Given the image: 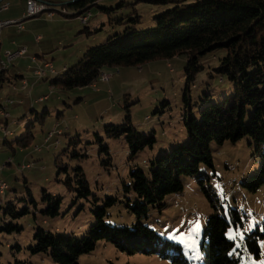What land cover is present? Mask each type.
<instances>
[{
  "label": "rangeland",
  "instance_id": "rangeland-1",
  "mask_svg": "<svg viewBox=\"0 0 264 264\" xmlns=\"http://www.w3.org/2000/svg\"><path fill=\"white\" fill-rule=\"evenodd\" d=\"M10 4V11L1 14L0 20L21 13L19 0H11ZM54 4V18L43 14L22 24L27 27L26 37L30 39L27 45L31 50L35 38L42 37L39 46L46 54L45 58L55 66L56 73L35 82L36 65L30 60L19 62L16 70L29 78V81L22 80L17 87L18 91L24 81L28 83L29 89L21 93L22 100L27 102L26 114L7 120L1 116L0 108V177L9 187L6 194L0 196V264H58L45 254L30 252L36 229L81 238L95 222L94 212L98 206H103L106 198H118V203L106 209L105 222L132 226L137 217L127 206L133 205L136 197L124 193V184L130 182V167L139 166L147 171L151 160L186 142L182 121L185 56L158 59L140 66L104 68V73L111 75L109 81H98L95 85L69 92H61L49 84L50 78L63 74L64 67L75 65L88 48L102 45L109 36L123 32L127 25L115 21L134 17L136 11L140 18L135 28L146 30L155 26L153 18L164 10V6L142 0H99L88 6L84 13L90 18V26L82 32L87 26L82 25L78 17L59 13L64 6ZM101 8L113 10L107 15ZM66 9L68 14L76 13L72 8ZM97 29L100 30L94 32ZM10 35L20 38L16 33ZM9 38L11 36L6 38L7 44ZM225 55L226 51L222 49L201 60L205 69L191 91L193 101L197 102L193 107L195 114L203 106L199 99L204 92L211 95V102L222 100L231 93L230 83L227 80L222 82L214 71L219 65L218 59ZM38 61L42 63L43 60ZM17 91L13 90L12 83L0 84V104L10 107L8 97L17 103L14 98ZM42 96L49 99L35 104L34 100ZM126 106L135 128L140 133L156 137L152 149L146 148L132 158L125 140L108 139L104 130L107 125L124 123ZM17 107L18 104L8 108V112L11 114V109ZM58 131L62 133L58 135ZM50 133L53 136L46 141ZM72 141L77 142L73 144ZM249 143L250 138L245 137L236 144L211 145L215 170L202 165L200 174L212 191L213 202L196 178H184L182 193L168 196L161 210L150 207L147 216L141 219L164 239L179 244L190 264H204L200 242L208 218L220 214L229 220L231 209L238 210L243 222L242 227L228 229V238L236 244L231 256L240 259L237 264H264V238L259 239V258L254 257L246 244L247 239L264 235V185L256 192L243 187L248 176L259 169V159ZM69 147L70 151L65 154ZM102 147L108 148L109 155L102 151ZM72 151L86 156L72 157ZM56 160L68 168V173L59 171ZM218 165L221 168L218 169ZM229 166L233 169H228ZM76 167L84 170L91 192L87 199H76L77 193L64 183L66 176ZM42 190L62 198L57 217L42 214L47 208ZM94 198L98 199L97 203ZM9 202L15 208L13 214L25 208L28 213L20 217L4 215ZM11 224L21 230L6 231V225ZM254 232L257 233L253 235ZM79 264L173 263L158 255H128L113 244L100 241L93 252L80 256Z\"/></svg>",
  "mask_w": 264,
  "mask_h": 264
},
{
  "label": "trees",
  "instance_id": "trees-1",
  "mask_svg": "<svg viewBox=\"0 0 264 264\" xmlns=\"http://www.w3.org/2000/svg\"><path fill=\"white\" fill-rule=\"evenodd\" d=\"M98 1L76 0L63 8L81 11V15H73L80 17L88 11V6ZM142 1L164 6V10L153 18L154 27L137 30L135 26L140 16L136 11L133 12L134 17L115 21L127 25L123 32L109 36L102 45L88 48L75 65L67 68L63 74L50 78L49 84L61 92H69L95 85L100 81L104 68L140 66L158 59L185 56L187 63L184 68L182 121L186 142L173 146L151 160L147 171L139 166L130 167V182L124 184V193H132L136 197L135 203L127 206L137 217L132 226H116L105 222L106 209L118 203V198L111 197L106 198L103 206L97 207L95 222L81 238L37 228L30 252L34 255L45 254L58 264H79L80 256L93 252L100 241H107L128 255H158L162 259H170L173 264H190L179 244L164 239L143 224L141 219L147 216L150 207L161 210L168 196L182 193L184 178H196L213 202L212 191L200 174L202 165L215 170L211 150L213 143L236 144L249 137V145L259 159V169L248 176L243 187L256 192L264 185V0ZM101 10L110 15L113 8ZM110 24L112 26V20ZM222 49L226 55L218 59L219 65L214 71L222 82L227 80L230 83L231 93L222 100L211 102V95L204 92L199 99L203 106L195 114L193 107L197 106V102L193 101L191 91L196 87L199 74L205 69L200 62L207 55ZM208 75L213 77L212 73ZM4 82L1 75L0 84ZM125 109L124 123L107 125L104 130L108 139H124L132 158L146 148L152 149L156 137L140 133L131 122L129 107ZM76 142L72 141L73 144ZM69 151L70 147L64 153ZM102 151L109 155L108 148L102 147ZM85 156L72 151V157ZM59 160H56L59 171L68 173V168ZM144 164L147 165V162ZM217 168L221 167L218 165ZM228 169L233 167L229 166ZM64 183L77 193L76 199H87L91 193L81 167L73 169ZM42 194L43 201L47 203L42 214L45 217H57L62 198L50 195L46 190H42ZM97 202L98 199L94 198V203ZM14 211L13 203L9 202L4 215L20 217L28 213L27 208L17 214H13ZM231 226L234 229L243 226L238 210H230L229 220L220 214L208 218L200 242L204 264H237L240 261L231 256L236 246L227 236ZM5 230L19 232L21 228L11 224L6 225ZM260 238H264V235L246 241L247 248L256 258L261 256Z\"/></svg>",
  "mask_w": 264,
  "mask_h": 264
},
{
  "label": "crops",
  "instance_id": "crops-1",
  "mask_svg": "<svg viewBox=\"0 0 264 264\" xmlns=\"http://www.w3.org/2000/svg\"><path fill=\"white\" fill-rule=\"evenodd\" d=\"M10 1L11 0H8L9 3H10ZM43 1L50 3V7L54 8L55 7L54 3H58L59 4L58 6H60V5L64 6L66 4L74 2L76 0H62V1H60V0H58V1L57 0H43ZM19 3L20 4H19V8L18 9H20L21 13L18 16H16V17H11V18H8V19L2 20V21H11V20L18 21V24L20 26H23V29H19V27H18L19 25L18 24L6 26L3 29V31H2L1 42H0L1 43L0 44V57H2V58L4 57V54H5L6 51L14 52V51H17V50H19L21 48H26L27 49V54L25 56L21 57V58H18L15 62H13L10 65V67L8 68V70H7V72L5 73V76H4V80L5 81H7L8 83H12L16 87H19L21 85V81L22 80L29 81L28 80L29 78H27V76H25L24 74H22L21 72L16 70L17 68H15V67H16V65L19 64V62H21L23 60H28V61L30 60L32 62L31 58L34 57L35 61L43 60L42 63H40L38 61L35 64L36 67H38V66H42L43 63L48 61L47 58H45L46 54L43 53V50L39 46L41 44V42H42V37L41 36H37L35 38L34 44H33L34 45V49L33 50H31L30 46L27 45V43L29 42L30 39L28 37H26V32H27L26 25L22 24V22L27 20L24 17L25 8H26V0H19ZM10 9H11V4H10L9 10L6 11V12H9ZM62 9H64V8H62ZM6 12H1L0 15L3 14V13H6ZM74 12H76V13L69 14V15H66V16L73 17L74 14H80L81 15V13H82L81 11H77L75 8H74ZM83 15H85V14H82V16ZM80 22H81L82 25L87 26L85 28H89L90 24H88V23L90 22V19H89L87 24H84L82 21H80ZM11 26H12V28L8 29ZM97 31H98V29L96 30V32ZM89 32H90V34H93L91 31H89ZM12 33H16V36H20V38L15 39L14 38L15 35H10ZM110 33H112V32H110ZM22 35H25V36H23L21 38ZM9 36H11V38H9V43L7 44V39L6 38H8ZM39 37H40V39L38 40ZM66 69H67V67L63 68L64 71ZM56 71L57 70L55 69V66H54V73H47V76L44 79H46L49 76V74H52V75L55 74ZM35 77L33 78V81H35V82H37L38 80H44V79H38V77H36V79H35ZM28 89H29V87H27L26 90L21 88V89H18V91H17V89H15L17 91V94L15 95L14 98L16 99L17 103L13 102L12 100H11L12 101L11 104H9L8 101H7V103L10 105V107L15 106L16 104H18L19 107L11 109V114L8 112V108H10V107H5V106L2 105L3 108L7 109V113L9 114V118H7V120L8 119H13L16 116H21V115H25L26 114L25 112L27 111V107H25V106L27 105V102L22 100L21 93H23L24 91H27ZM44 97H48V96L39 97L36 100H34V103L35 104H40V103H43V102H45V101H47L49 99V97H48L47 100L40 102V99H42ZM7 99L10 100L9 97ZM29 105H30V103H29ZM1 110H2V108H1ZM12 115H14V116H12ZM60 133H62V132H60Z\"/></svg>",
  "mask_w": 264,
  "mask_h": 264
},
{
  "label": "built area",
  "instance_id": "built-area-1",
  "mask_svg": "<svg viewBox=\"0 0 264 264\" xmlns=\"http://www.w3.org/2000/svg\"><path fill=\"white\" fill-rule=\"evenodd\" d=\"M43 5H50V3L45 2L43 0H26V8H25V13L24 15H32V10L33 8H37ZM10 8V3L8 2V0H0V13L1 12H6L8 11ZM66 8H64V16H66ZM55 15H50L48 16V18L52 19L54 18ZM84 24H87L89 21V16L83 15L78 17ZM9 25H15V20H11V21H2L0 20V36H2V31L6 26ZM19 29H23V26H18ZM40 39V37L38 38V40ZM27 54V49L26 48H21L17 51H6L4 54V57H0V69L3 70H8V68L10 67V65L15 62L18 58H21L23 56H25ZM32 63L36 64L38 61H34V57L31 58ZM54 72V66L53 63H50V61H46L45 63H43L42 66H38L34 69V75L37 77L40 74H46V73H52ZM111 75L105 74L103 73L100 76V81H109L110 80ZM28 87V83L27 82H23L22 85V89H27ZM13 89H17V87L15 85H13ZM48 97H44L42 99H40V102L47 100ZM8 103L11 104L12 101L8 100ZM1 115L4 118H9V114L7 113V109L2 107L1 110ZM2 129L0 128V131ZM61 131H58V135L60 134ZM53 136V133H50L48 135V138L46 139V141L50 140ZM6 182H4L1 177H0V191H3L5 186H6Z\"/></svg>",
  "mask_w": 264,
  "mask_h": 264
},
{
  "label": "bare ground",
  "instance_id": "bare-ground-1",
  "mask_svg": "<svg viewBox=\"0 0 264 264\" xmlns=\"http://www.w3.org/2000/svg\"><path fill=\"white\" fill-rule=\"evenodd\" d=\"M63 10V11H62ZM59 13L61 14H64V9H62ZM55 12V9L50 7V5H43V6H40V7H37V8H33L32 10V15H24V17L26 19H30V18H35V17H38V16H42L43 14H47V17L50 16V15H55L54 14ZM66 15H68V11L66 10ZM15 24H18V21H15ZM19 25V24H18ZM20 26V25H19ZM0 42H1V36H0ZM1 44V43H0ZM35 61V59H34ZM6 70H3V69H0V76L5 72ZM47 75L46 74H40L38 75L37 77L39 79L41 78H44L45 76ZM8 185L6 184L5 188L3 191H0V196H4L6 191L8 190Z\"/></svg>",
  "mask_w": 264,
  "mask_h": 264
}]
</instances>
